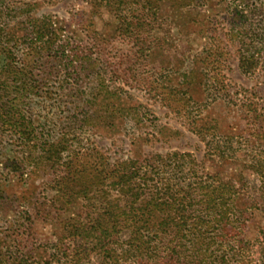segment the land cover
Listing matches in <instances>:
<instances>
[{"label": "rangeland", "instance_id": "1", "mask_svg": "<svg viewBox=\"0 0 264 264\" xmlns=\"http://www.w3.org/2000/svg\"><path fill=\"white\" fill-rule=\"evenodd\" d=\"M132 1V19L123 20L103 0H0V73L9 65L17 77H28L38 144L42 133L56 141L65 131L79 143L70 147L72 155L81 152L83 164L100 169L87 151L110 164L173 152L202 159L196 131L203 124L221 135L257 123L245 120L243 110L249 105L264 115V0ZM239 16L249 29L253 69L247 73L238 67L233 42ZM37 19L55 30L50 44L62 51L60 58L31 41L30 23ZM138 20L140 27L125 30ZM2 90L0 83L3 96ZM17 135L0 122V264H136L106 260L93 245L90 253L80 251L82 239L72 240L69 225L82 221L77 214L87 222L91 213L103 212L101 204L56 193V168H15L11 162L22 161ZM251 141L235 146L220 178L237 186L244 181L250 199L263 207L248 224L254 243L259 233L264 239V137L253 134ZM131 236L124 231L114 240L126 243ZM258 257L252 256L254 264L261 263Z\"/></svg>", "mask_w": 264, "mask_h": 264}, {"label": "trees", "instance_id": "2", "mask_svg": "<svg viewBox=\"0 0 264 264\" xmlns=\"http://www.w3.org/2000/svg\"><path fill=\"white\" fill-rule=\"evenodd\" d=\"M103 2L116 6V10L124 14L123 20L131 18L132 0ZM242 17L235 20L232 33L233 42L238 46V67L247 73L253 65L247 57L249 29L245 32ZM140 26L139 20L130 22L125 30L129 32ZM30 28L31 41L58 58L63 55L57 48L52 51L50 40L56 33L51 24L37 19L30 23ZM235 29H240V33L235 34ZM2 69L0 83L4 95H0V122L18 134L22 148V161L15 160L11 164L17 169L21 164L56 168L59 171L54 180L56 193L74 202L80 195L82 199L91 198L101 204L103 212L91 213L87 222L77 214L75 217L82 221L74 220L69 225L72 240L82 239L81 252L90 253V245H93L92 248L98 250L96 255L106 260L119 263L135 259L136 264H254L256 260L252 256L256 253L257 260L264 264V239H259L260 233L254 243L247 237L248 224L254 222L251 220L255 212L263 207L250 199L244 181L240 180L237 186L220 178L223 168L234 159L236 145L250 144L253 134L264 137L261 125L264 115L249 105L246 109L242 103L240 108L246 106L244 119L257 121L247 123V129L239 128L238 133L224 131L221 136L215 135L209 124L200 126L196 135L204 146L202 159L190 152H173L150 155L142 160L120 159L110 164L100 155L96 157L87 151L86 156L100 161L101 168L95 169L82 163L79 157L83 153L72 155L70 147L79 143L77 139L65 138V131L56 141L52 135L47 137L42 133V145L38 144L34 138L39 123L29 113L32 95L31 85H27L29 79L8 71L9 65ZM18 80H21L20 85L15 86ZM211 92L217 93L215 89ZM14 101L16 104L11 105ZM71 129L74 125L69 130L72 133ZM75 162L83 165L76 167ZM116 210L121 212L115 214ZM124 231L132 236L126 243L119 244L114 238L118 239L117 235ZM254 247H258L256 252H253Z\"/></svg>", "mask_w": 264, "mask_h": 264}]
</instances>
